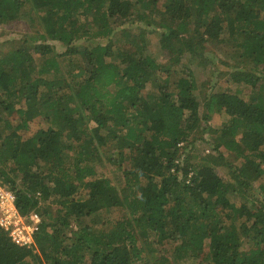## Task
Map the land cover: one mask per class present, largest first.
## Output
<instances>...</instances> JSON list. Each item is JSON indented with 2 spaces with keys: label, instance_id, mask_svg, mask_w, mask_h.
<instances>
[{
  "label": "trees",
  "instance_id": "trees-1",
  "mask_svg": "<svg viewBox=\"0 0 264 264\" xmlns=\"http://www.w3.org/2000/svg\"><path fill=\"white\" fill-rule=\"evenodd\" d=\"M23 17L36 33L0 56V184L40 224L31 248L0 229V264H135L150 233L200 264H264V202L246 195L260 180L264 196V0H0V25ZM136 24L161 29L176 64L225 43L227 87L199 102L193 72L149 56ZM81 39L96 42L79 51ZM205 130L215 154L180 162ZM104 159L121 186L97 177ZM113 208L126 217L109 226L101 211Z\"/></svg>",
  "mask_w": 264,
  "mask_h": 264
},
{
  "label": "rangeland",
  "instance_id": "rangeland-1",
  "mask_svg": "<svg viewBox=\"0 0 264 264\" xmlns=\"http://www.w3.org/2000/svg\"><path fill=\"white\" fill-rule=\"evenodd\" d=\"M139 27L144 28L147 31L150 43L146 49V53L149 56L154 58L157 62L168 64L167 66H170V69H172L176 75L186 68L193 72L196 80L195 94L199 102L204 100L203 98L205 95L227 87V82H225L228 78L227 73L234 69V66L237 65L234 60L230 58L231 50L225 43L205 42L200 55H190L189 53H185L184 56L182 55L180 63L176 64L173 60L169 61V57L159 48L158 35L161 32V29L156 26L150 27L145 24H136L133 26L132 30L135 31ZM36 30V25L33 24L27 17L18 18L8 24L0 25V56L8 53L9 50L18 49L23 44L25 39L28 40L29 37L36 33ZM95 42L96 41L81 39L72 43V46L78 48L80 51L83 48L81 46H91L94 45ZM45 43L54 48V53H62L66 50V46L58 41L48 40ZM33 56L38 58L35 53ZM72 57L74 58V56ZM66 59L62 61L61 66L63 68L64 64H66ZM36 64H42L41 60H37ZM173 79L174 78H172V80ZM242 96L246 98V94ZM226 119L227 115L221 112L217 115V117L214 115L209 121V124L213 127H218L221 126L220 124H222ZM38 126L39 125H31L30 128L37 129ZM214 137L215 135L210 134L206 130L204 133L196 132L191 134L188 138V146L181 150L182 154L180 156V162L187 156L190 161L193 162L205 155H214L215 153L211 148ZM221 150L232 164L238 165V161L233 158V154H228L225 150ZM103 161L102 165L96 166L97 177L102 175L106 176L110 178L114 184L121 186L123 181L121 171L117 170V166L111 165L108 160L104 159ZM123 163V166H125L126 163ZM215 168L218 175L224 180H227L228 168L223 165L215 166ZM261 182L263 181H252L249 187L246 188V195L249 198H258L264 202V196L260 190ZM232 200L236 202V204H239V202L235 201L234 198ZM52 208L54 209L55 207ZM101 216L104 217L105 220H108L107 222L110 223V226L114 221L126 217V212L121 208H113L111 210L101 211ZM72 228L74 229V227ZM138 244L143 247L144 251L142 253V259L136 261L135 264H200L201 262V258L195 259L189 256L182 248L178 250V243L173 242L171 239H165L163 242L158 241L155 234L150 233L147 235L146 241L144 242L141 238L138 239Z\"/></svg>",
  "mask_w": 264,
  "mask_h": 264
},
{
  "label": "built area",
  "instance_id": "built-area-1",
  "mask_svg": "<svg viewBox=\"0 0 264 264\" xmlns=\"http://www.w3.org/2000/svg\"><path fill=\"white\" fill-rule=\"evenodd\" d=\"M39 224L40 217L36 212H30L26 217L19 213L15 194L0 184V229L6 232L10 241L20 247H33Z\"/></svg>",
  "mask_w": 264,
  "mask_h": 264
}]
</instances>
